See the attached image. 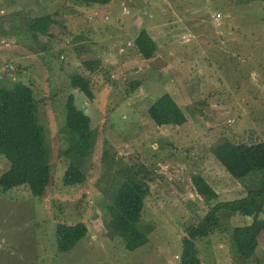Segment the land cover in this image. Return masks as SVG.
Listing matches in <instances>:
<instances>
[{"label": "rangeland", "instance_id": "rangeland-1", "mask_svg": "<svg viewBox=\"0 0 264 264\" xmlns=\"http://www.w3.org/2000/svg\"><path fill=\"white\" fill-rule=\"evenodd\" d=\"M46 14L57 21L52 36L32 38L28 17ZM142 28L156 43L149 60L133 45ZM84 61L95 62L92 70ZM75 72L90 80L92 100L69 86ZM0 79L31 86L53 164L42 197L25 186L0 190V264H180L186 227L211 207L191 177L201 174L216 201L242 197L255 185V176L232 178L211 150L223 140L264 141V0H0ZM133 80L140 81L135 89ZM163 93L183 109V125L150 120L148 106ZM70 94L90 117L84 159L70 148L64 124ZM72 162L86 179L65 186ZM8 166L0 154V174ZM135 175L148 183L141 223L151 230L145 245L127 250L107 222L117 188ZM250 221L227 218L221 235L198 242L201 264H258L240 259L225 240ZM62 222L88 228L66 253L55 244ZM255 256L264 259V230Z\"/></svg>", "mask_w": 264, "mask_h": 264}, {"label": "trees", "instance_id": "trees-1", "mask_svg": "<svg viewBox=\"0 0 264 264\" xmlns=\"http://www.w3.org/2000/svg\"><path fill=\"white\" fill-rule=\"evenodd\" d=\"M79 1L85 5H106L111 2ZM54 23L57 21L50 14H46L28 17L26 27L32 38L38 39L41 35L52 36L49 29ZM133 45L142 59L153 58L156 43L146 29L139 31ZM94 63L84 61L83 65L92 70ZM130 84L131 89H135L140 85V81L133 80ZM69 86L80 91L88 100L94 98L90 80L78 72L70 75ZM37 104L29 84L21 80L8 83L0 79V154L9 163L8 168L0 174L2 192L25 186L32 196L42 197L51 181V149L43 124L37 116ZM65 108L64 124L70 148L77 158L84 159L91 149L93 131L90 127V117L75 105L72 94L68 96ZM147 115L154 125L160 127L180 126L187 120L183 109L169 93L158 96L148 106ZM211 151L232 178L245 183L250 176H255V185L248 187L242 197L216 201L218 194L201 174L191 177L196 194L211 207L199 222L186 227L180 264H201L198 242H207L217 234L221 235L225 230V220L235 215L249 217L251 221L233 227L230 239L225 240L243 261L253 257L256 263L264 264V259L255 256L258 237L264 230V141L234 143L223 140ZM85 179L83 166L72 162L64 170L62 183L65 186L79 185ZM148 188V183L140 180L138 175L129 176L117 188L113 198L116 213L107 223L121 238L127 250H135L148 242L147 235L151 228L141 223ZM212 202H215L214 205ZM87 233L88 228L83 222L57 223L54 234L56 251H71Z\"/></svg>", "mask_w": 264, "mask_h": 264}, {"label": "built area", "instance_id": "built-area-1", "mask_svg": "<svg viewBox=\"0 0 264 264\" xmlns=\"http://www.w3.org/2000/svg\"><path fill=\"white\" fill-rule=\"evenodd\" d=\"M219 17V14H217V18ZM189 36H190V34H189Z\"/></svg>", "mask_w": 264, "mask_h": 264}]
</instances>
